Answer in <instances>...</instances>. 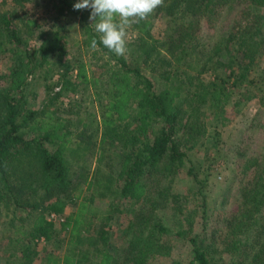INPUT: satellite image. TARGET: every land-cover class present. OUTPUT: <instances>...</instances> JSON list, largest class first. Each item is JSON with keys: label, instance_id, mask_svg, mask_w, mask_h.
Here are the masks:
<instances>
[{"label": "trees", "instance_id": "obj_1", "mask_svg": "<svg viewBox=\"0 0 264 264\" xmlns=\"http://www.w3.org/2000/svg\"><path fill=\"white\" fill-rule=\"evenodd\" d=\"M46 1L56 17L76 18L87 58L67 56L62 27L27 19L22 33L12 15H0V54L12 55L0 75V256H7L5 264H30L34 239L50 241L56 233L46 212L63 214L69 204L75 210L61 222L68 246L61 257L47 253L39 264H146L151 255H168L159 242L172 228L155 214L159 205L172 206L177 227L172 233L190 244L186 264H264V147L240 153L236 205L215 230L209 228L211 215L205 209L212 165L223 156L217 127L226 108L240 111L256 99L264 125V0H246L238 23L210 42L201 39L202 25L218 17L231 0H164L146 20L128 27L135 36L126 38L123 56L99 43L89 9L74 10L76 0ZM157 19L164 24L161 38L151 32ZM210 31H215L213 24ZM94 36L96 50L90 47ZM56 75L62 91L92 94L96 111L71 117L82 112L78 99L61 109L66 115L61 117L50 108L59 93L40 108L30 107L24 94L30 81L39 78L48 93V80ZM89 131L98 135L97 143ZM119 138L116 174L98 163L84 177V188L74 182L80 144L96 145L100 160L103 145ZM184 143L202 148L203 158H189ZM25 158L28 169L15 171V163ZM171 172L186 176L191 183L187 193L152 187ZM197 196L203 210L201 228L194 232V218L185 205ZM114 197L138 206L127 213L121 258L109 246L115 214L126 211L114 204L99 206ZM185 224L189 231L181 234ZM85 238L91 247L79 244Z\"/></svg>", "mask_w": 264, "mask_h": 264}, {"label": "rangeland", "instance_id": "obj_2", "mask_svg": "<svg viewBox=\"0 0 264 264\" xmlns=\"http://www.w3.org/2000/svg\"><path fill=\"white\" fill-rule=\"evenodd\" d=\"M246 0H231L225 9L218 17H213V21L208 24L202 25V38L210 42L213 36L221 34L228 30L230 26L238 23V18L244 8L246 7ZM7 13L13 16V22L22 31H25V22L27 19H37L39 22L49 25H55V27H62L63 33H66L65 41L69 54V58L74 55L78 57L87 58V53L79 45V32L77 27V20L72 15H61L56 17V11L51 7V4L46 0H28L23 3H17L15 0H0V15ZM44 23V24H45ZM211 24L215 27V31L211 34ZM210 26V27H209ZM164 30V24L160 19L155 20L152 27V34L155 38H161ZM135 36L133 32H127L126 38ZM12 61V55L7 52L6 54H0V75L4 74ZM209 75L205 74V79H208ZM52 85L51 90L47 93L42 80L39 78L32 79L27 86L24 94L25 98L32 108H40L49 102L50 97L57 98L50 104V108L57 111V114L61 117H66L62 108H66L70 101L81 99L79 114L72 115L74 119L78 116L84 117L88 111H96V102L91 103L92 94L88 92L82 93L76 91L75 93L66 92L61 90V84L58 81V76L48 80ZM4 84L0 80V86ZM261 105H259L256 99L248 102L240 111L229 105L226 108L224 119L217 127L219 131L220 140L224 142V147H221L223 156L219 157L214 165L209 177L208 185L206 187V211L211 215L209 222L210 230H215L219 226L220 219L223 217L228 209H232L236 205L235 197L239 184L241 183L240 173L241 171V152H254L260 151L264 147V125L261 124ZM84 110H87L85 112ZM84 111V112H83ZM59 112V113H58ZM206 122L209 121L206 119ZM213 122V121H212ZM212 124V123H211ZM128 128L130 125H126ZM76 132H80V127H74ZM214 127L208 124V129L212 130ZM93 138V142H98V135L89 131ZM119 138L115 141H108L103 145V151L105 156L102 159L97 158L95 153V147L90 148L80 144L76 150V156L79 158L77 165L75 166V175L73 176L74 182H78L79 186L84 188L83 179L86 175H89L94 166L98 163L106 170L112 173H117L120 169L121 159L119 157L121 152V141ZM184 148L188 153L189 158H203L204 152L197 148L196 145L189 147V143H184ZM29 158V157H28ZM25 158L23 163L14 165L13 169L18 170L22 166L28 169L29 165L26 163ZM31 167V163H30ZM241 167V169H240ZM78 175V177H77ZM163 183H153L152 187L165 185L171 190V192L181 191L186 192L190 190L191 183L187 180L184 174L173 177L172 172L165 174L163 177ZM121 182V181H120ZM185 208H188L187 213L190 212L193 216L194 232H198L201 228V219L203 206L201 200L197 198H188ZM118 205L119 208L124 209L126 212H118L115 214L114 221L112 223L113 237L109 248L116 253L118 257H122L125 248L127 246L126 226H127V213L134 209H137V205L132 206L125 200H121L117 197L111 198L108 201L100 202L99 206L104 205ZM75 204H69L66 206L63 214H53L46 212V217L54 223L56 233L50 241H46L44 238H35V250L30 264H39L40 260L47 254L52 253L55 256L61 257L68 246V233L67 230H61V222L64 216L75 210ZM155 214L157 217L163 216L164 222L172 228V232L176 230V224L174 222L172 206L171 205H159L156 207ZM184 208V209H185ZM24 215L23 212H20ZM0 226V232H1ZM189 231V226L184 225L180 230L181 234H185ZM166 233L162 236L159 243L166 246L168 255L159 256L151 255L147 258L146 264H171L172 261H177L178 264H186L191 257V247L189 242L182 236H176L174 233ZM86 239V238H85ZM5 240H3V243ZM81 246H90L87 239L84 243L79 242ZM1 252V247H0ZM7 256H0V264H5Z\"/></svg>", "mask_w": 264, "mask_h": 264}, {"label": "clouds", "instance_id": "obj_3", "mask_svg": "<svg viewBox=\"0 0 264 264\" xmlns=\"http://www.w3.org/2000/svg\"><path fill=\"white\" fill-rule=\"evenodd\" d=\"M163 3L164 0H76L73 9H89L99 43L115 55L123 56L127 51L128 27L146 20ZM97 46L94 36L90 47L96 50Z\"/></svg>", "mask_w": 264, "mask_h": 264}]
</instances>
